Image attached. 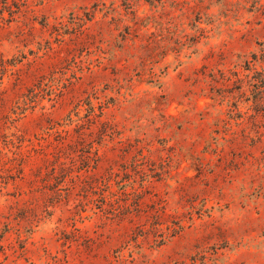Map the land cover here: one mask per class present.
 Returning a JSON list of instances; mask_svg holds the SVG:
<instances>
[{
  "label": "rangeland",
  "instance_id": "374dc122",
  "mask_svg": "<svg viewBox=\"0 0 264 264\" xmlns=\"http://www.w3.org/2000/svg\"><path fill=\"white\" fill-rule=\"evenodd\" d=\"M0 264H264V0H0Z\"/></svg>",
  "mask_w": 264,
  "mask_h": 264
}]
</instances>
